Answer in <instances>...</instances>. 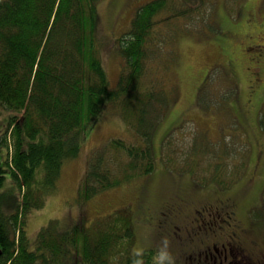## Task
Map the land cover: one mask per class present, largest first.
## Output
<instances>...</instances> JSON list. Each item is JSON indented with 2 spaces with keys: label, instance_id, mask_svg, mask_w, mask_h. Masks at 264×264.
<instances>
[{
  "label": "trees",
  "instance_id": "obj_1",
  "mask_svg": "<svg viewBox=\"0 0 264 264\" xmlns=\"http://www.w3.org/2000/svg\"><path fill=\"white\" fill-rule=\"evenodd\" d=\"M176 1L148 0L137 6L129 29L119 38L120 71L112 86L100 53L99 0H0V106L12 111L0 141L6 145L10 134L12 152L7 149L5 164L19 190L16 209L8 214L1 210L0 196V264H157L155 241L133 251L135 233L126 210L110 214L94 228L80 220L60 230L51 219L33 244L25 217L43 203L40 184H55L64 159L77 154L81 134L104 108H117L142 141L112 138L94 150L81 197L88 199L154 170V134L170 92L154 88L144 76L157 47H171L168 38L172 41L181 31L175 30L174 19L197 10L186 6V0H180L185 3L178 10ZM163 22L175 34L170 30L164 37ZM172 51L175 55V46ZM193 162L169 166L195 174ZM5 172L0 164V187ZM225 173L224 167L215 169L210 179L226 187L230 180ZM140 199L148 203L146 196Z\"/></svg>",
  "mask_w": 264,
  "mask_h": 264
},
{
  "label": "rangeland",
  "instance_id": "obj_2",
  "mask_svg": "<svg viewBox=\"0 0 264 264\" xmlns=\"http://www.w3.org/2000/svg\"><path fill=\"white\" fill-rule=\"evenodd\" d=\"M146 1L148 0H99L97 4L100 16V53L112 86L116 84L120 71L119 38L129 29L137 6ZM186 2L190 4L186 6L197 10L191 13L190 17L180 15L174 19L175 30L181 31L172 41L171 37L168 38L167 44L171 43V47L166 48L167 46L163 45L157 47L155 58L147 69V75L144 76L146 82L153 81L154 88L158 86L170 92L168 104L162 111V120L154 134L153 147L156 153L154 170L148 175L134 177L116 187L100 191L88 199L81 197L84 172L94 150L106 145L112 138L142 141L136 132L127 126L117 108H104L94 124L81 134L77 154L64 159L55 184L50 185L48 182L40 184L39 191L43 203L40 207L32 208L25 217L26 234L32 244L38 231L47 226L51 219L56 220V227L60 230L69 229L80 220L85 222L87 228H94L110 214L126 210L131 216L135 233L134 252L149 247L150 242L153 244L155 241L157 255L166 252L171 258V264H214L209 255L205 258V253H201L199 257L189 252L184 253L181 249L183 241L171 240L160 235L159 231L163 232L164 226L163 229H159L156 221L159 218L158 212L163 210L160 206L168 196L166 189L170 182L178 184L185 193H188V203H182L184 209L185 206L187 208L194 203V207L199 208L200 201L215 197L218 183L212 181L210 177L212 171L221 167L227 170L225 178L230 180L228 185L231 187L230 191L233 193L244 190L237 198V216L242 222L247 223L248 220L255 222L261 234L256 241L258 244L264 242L263 132L259 128L250 127L245 134L237 128L234 129L236 120L232 109L227 114L226 107H222L220 103L219 106L222 108L215 106L220 99L232 98L233 89L237 93L247 91L246 86H242V78H239L241 74L237 75L239 80L236 78L232 80L231 74L237 71L238 67L231 68V58L225 54L228 50L226 45L232 47V53L234 56L236 54V58H239L237 57L239 55L240 58L243 56L242 59H237V66L241 64L252 67L257 62L250 61L251 56L259 61L256 55L259 51L264 53V42L255 40L253 35L259 32L262 25L264 26V0H186ZM175 3L179 10L185 2L177 0ZM246 10L250 14L248 22L238 14V11L246 13ZM246 24L247 37L255 40L251 43L246 42L242 36L236 39L229 33V30L236 28L240 34ZM160 29L161 32H165L164 37L171 30L169 24L165 22L161 24ZM262 39L264 40V37ZM239 42L241 53L239 51L237 54ZM253 43L263 45L256 46V51L251 53L253 49L246 48L252 47ZM174 46L175 55L172 51ZM170 59L168 67L166 64ZM205 78L206 85L204 84L198 93V106L193 99L194 89L197 82ZM155 79L159 81L156 85ZM10 114L12 111L0 106V139ZM171 117L175 122L170 129L167 122ZM230 123L233 127L228 126ZM5 144L0 141V164L6 169L0 196L1 210L8 214L16 209L19 190L5 164L7 149L9 154L12 152L10 134L6 136ZM256 153L259 154V159H255ZM193 159L195 174L177 172L169 166L170 163L184 166L190 164ZM143 195L147 198V204L141 203L140 197ZM212 225L213 222L206 219L202 222L204 229ZM191 237L192 240L188 242L194 241L193 236ZM243 239L248 243L247 236L243 235ZM213 252L215 253L214 249ZM252 252L255 253V250ZM241 254L229 257L228 262L230 264L247 262L244 259L246 253Z\"/></svg>",
  "mask_w": 264,
  "mask_h": 264
},
{
  "label": "flooded vegetation",
  "instance_id": "obj_3",
  "mask_svg": "<svg viewBox=\"0 0 264 264\" xmlns=\"http://www.w3.org/2000/svg\"><path fill=\"white\" fill-rule=\"evenodd\" d=\"M244 12L240 13L238 11V14H241L245 22H248L250 19L249 11L246 10V13ZM251 13L254 15V12L251 11ZM247 26L248 24H246L244 29H240L242 31L240 34H238V29L236 28L229 30V33L236 39H240L242 36L243 39L249 43L256 39L264 42L262 39V37H264L263 25L257 34H252L255 40L250 36L247 37ZM223 43L226 45L225 41ZM240 43L241 42H239L237 47V54L239 51L241 53ZM260 44L263 45L262 43ZM260 44L253 43V46H247L246 50L252 48L253 50L250 52L253 53L256 51L255 47ZM226 47L228 50H226L225 54L229 59L231 58V68L238 67V70L231 74L232 80L234 78L237 80L242 78V86H246L247 91L244 90V93H237L233 89L234 94H231L232 98L220 99L215 106L221 104L222 107H226L228 110L226 113H230L229 110L232 109L236 122L234 127L232 123L228 124V126L231 125L234 129L237 128V130L242 133L245 132V134L248 133L250 127L252 129L259 128L263 132L264 140V131L259 120L262 115V108H264V59H262L264 58V53L260 51L257 52L258 54L256 56L259 61H256V58L253 56L250 57V61L257 62L253 64L252 67L249 65L241 66V64L237 66V59L240 58V55L237 56L239 58H236V54L234 56L232 53V47L227 45ZM242 57L241 55L240 59H242ZM254 65L257 67H254ZM253 68L257 70H253ZM240 74L241 76L238 78L237 75ZM206 81L207 78H205V80H199L194 89L193 99H195L198 106V93L202 90V86L204 84L206 85ZM222 107L219 106V108ZM173 122H175L173 117L167 122V125L170 124V129L174 124ZM168 131L169 129L166 132ZM255 159H259L258 153H256ZM230 189L231 187L228 186L217 185V190L215 191L216 195L213 199L203 202L200 201L199 208L194 207V203L187 208L185 206L184 209L182 203H188V193H185L178 184L170 182L168 184V189H166L168 196L164 198L160 206L163 210L158 212L159 218L156 221L159 229L164 226V229L162 228L163 232L161 230L159 231L160 235L171 240H182V244L184 245L181 246V249L184 253L189 252L196 257H199L201 253H205V258L209 255L214 264H230L228 262L229 257H236L237 254L240 255L241 253H246L244 259H246L247 262L243 264H264V242L258 244L256 241L259 239L260 234L256 228L257 225L251 220H248L247 223L242 222V219L237 216V198L244 193V190L232 193ZM204 219L213 222V225L204 229L202 226ZM163 222L166 223V225H164ZM221 230L226 231V233ZM243 235L247 236V239H249L247 240L248 243L244 242ZM191 236H193L194 241L188 242L192 240ZM250 238L253 240L251 241ZM250 245L256 248L252 247L248 249V247H251ZM252 250H255V253H253ZM237 263L241 262L237 261Z\"/></svg>",
  "mask_w": 264,
  "mask_h": 264
},
{
  "label": "clouds",
  "instance_id": "obj_4",
  "mask_svg": "<svg viewBox=\"0 0 264 264\" xmlns=\"http://www.w3.org/2000/svg\"><path fill=\"white\" fill-rule=\"evenodd\" d=\"M156 260L157 264H165V261H168V264H171V258L166 252L158 253Z\"/></svg>",
  "mask_w": 264,
  "mask_h": 264
}]
</instances>
